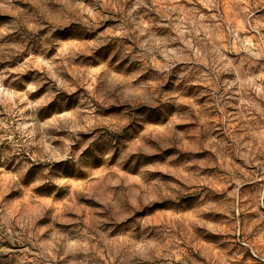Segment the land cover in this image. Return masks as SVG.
I'll return each mask as SVG.
<instances>
[{
  "label": "rangeland",
  "instance_id": "rangeland-1",
  "mask_svg": "<svg viewBox=\"0 0 264 264\" xmlns=\"http://www.w3.org/2000/svg\"><path fill=\"white\" fill-rule=\"evenodd\" d=\"M0 264H264V0H0Z\"/></svg>",
  "mask_w": 264,
  "mask_h": 264
}]
</instances>
